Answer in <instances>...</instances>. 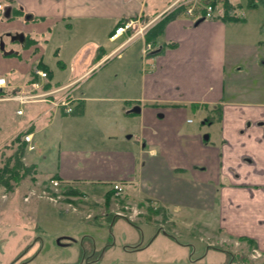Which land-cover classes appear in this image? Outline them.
Returning a JSON list of instances; mask_svg holds the SVG:
<instances>
[{
	"label": "crops",
	"instance_id": "1",
	"mask_svg": "<svg viewBox=\"0 0 264 264\" xmlns=\"http://www.w3.org/2000/svg\"><path fill=\"white\" fill-rule=\"evenodd\" d=\"M172 1L8 0L0 32L23 31L25 44L6 57L0 72L26 77L18 86L5 77L6 87H15L8 93L34 82L68 86L73 102L69 114L46 102L16 108L28 114L18 133H30L33 144L46 125H63L69 115V131L62 127V137L74 141L59 147L57 170L49 178L61 181L73 204H81L89 188L99 201L112 193V208V185L120 183L119 209L149 203L158 211L159 224L173 228L178 221L191 227L184 215L198 213L199 230L234 248L223 264H264L251 257L253 250L264 255V91L243 83L245 76L259 74L264 50L255 49L244 59L246 67H236L227 59L232 23L221 18V4V15L199 19ZM234 16L242 19L243 13ZM129 18L148 24L143 33L110 40L115 26ZM146 43L152 49L144 53ZM113 55L122 60L113 74L96 76ZM45 56H51L55 73ZM36 67L47 77L36 75ZM135 106L139 112L130 111ZM99 108L106 117L95 115ZM189 114L198 115L199 125L186 127L193 123ZM132 115L138 125L124 129L121 121ZM90 118L93 127L85 129L83 123L77 130ZM80 135L85 143L78 141ZM99 184L109 186L101 190Z\"/></svg>",
	"mask_w": 264,
	"mask_h": 264
},
{
	"label": "rangeland",
	"instance_id": "2",
	"mask_svg": "<svg viewBox=\"0 0 264 264\" xmlns=\"http://www.w3.org/2000/svg\"><path fill=\"white\" fill-rule=\"evenodd\" d=\"M1 1L3 6L9 3L8 0ZM229 2L231 3L229 14L234 16L236 11H240L243 17L227 20L232 23L228 32L227 59L228 62L235 63L236 67H246L244 59L248 58L247 55L256 50L259 52L264 50V0H229ZM219 11L220 7L217 5L214 16L218 15ZM2 12L1 10L0 20L3 18ZM121 40L122 38L118 39L112 45L118 44ZM3 43H5L4 49L1 48L2 40H0V64L6 60V57L15 56L17 48H24L18 42H9L7 39ZM110 47L111 44H108L107 50H110ZM5 51L10 53L5 54ZM45 58L51 61V56ZM120 61L122 60L116 55L111 56L102 63L96 71V76L103 73L113 74ZM46 64L50 70L56 72L54 62ZM259 68V74L255 77L245 76L243 83L246 89L264 91V65ZM0 75L3 76V73L0 72ZM4 77L9 79L11 86L24 83L26 78L13 77L10 73L4 74ZM226 79L227 82L230 81V78L226 77ZM13 88L15 87H6L0 96L6 95ZM25 88L31 87H19L14 93L28 92L29 90ZM19 107L22 110L27 109L25 104L18 105L16 102L0 100V165L17 150V144L11 141L24 126L22 122L28 117L27 111L23 115L16 113V108ZM103 112V109L99 108V111L95 110V115L106 117ZM68 116L62 119L63 125H57L55 121L46 125L35 135L34 149L25 150L21 162L27 166L30 163L36 166L38 171V176L34 175L36 180H32L33 176H27L19 184L11 180L13 187L10 189L0 186V264H10L13 261V264H223L229 262L230 254L234 250L233 246L223 242L220 237L209 236L199 230L196 226L198 213L184 215L188 219L186 223L192 222L191 227L185 225L183 221H178L175 228L169 225L162 227L158 222V216L152 214L153 207H148L146 202L123 206V210L129 208L126 211L131 213V216L136 214L130 220L128 217L115 215L116 211L122 210L117 207L120 197L113 196L112 208H110L105 201H99L98 197L91 195L93 190L85 187L88 195L81 204H73V198L64 185H52L42 180L40 177L43 176L48 180L56 172L59 147L74 141L71 136L65 141L62 137L64 133L62 127L66 128L65 120ZM188 116L193 123L190 126L186 125L187 128L199 125L201 119H198V115ZM128 119L121 121L124 129L127 126L135 128L138 125L139 120L135 115ZM94 121V118L84 122L81 120L77 124V130L83 126V123L85 129L93 127ZM66 130L69 131L68 128ZM125 134L129 135L131 132ZM132 139L135 137L133 136ZM78 141L85 143L86 137L80 135ZM99 185L101 190L109 186ZM140 195L141 198L145 197L144 193ZM160 226L162 229L158 230ZM58 238H61L60 242L63 245L57 243ZM210 243L223 251L230 252L222 253L212 246L208 247ZM134 245L139 246L133 248ZM252 253L257 256L255 259H264V255L260 252L253 250Z\"/></svg>",
	"mask_w": 264,
	"mask_h": 264
},
{
	"label": "built area",
	"instance_id": "3",
	"mask_svg": "<svg viewBox=\"0 0 264 264\" xmlns=\"http://www.w3.org/2000/svg\"><path fill=\"white\" fill-rule=\"evenodd\" d=\"M174 7H183L184 13L188 16H195L196 13L202 15L204 18H210L214 14V6L208 0H174L172 3ZM1 9V5H0ZM140 20L129 18L117 25L112 33L109 35L110 40L118 38L122 34H127V40H130L136 35H141L145 28L146 24L139 23ZM152 48L150 43H146L143 49V52L146 53ZM36 75L40 77H46V72L40 69L34 70ZM7 81L3 76H0V91L6 87ZM39 89L38 83H33V87L28 92H18L15 94H9L7 96L1 97L0 100H15L20 104L30 103V102H39L44 101L51 105V107L58 108L64 113H70L72 111L71 99L69 97V92L67 91V86L59 87L56 89H44L41 91H35ZM21 109L17 110L18 114H21ZM31 135L26 134L23 136L25 142H30ZM31 145L28 146V149H32ZM52 185H57V180H51ZM115 194H119L122 191V187L115 183L113 185Z\"/></svg>",
	"mask_w": 264,
	"mask_h": 264
},
{
	"label": "trees",
	"instance_id": "4",
	"mask_svg": "<svg viewBox=\"0 0 264 264\" xmlns=\"http://www.w3.org/2000/svg\"><path fill=\"white\" fill-rule=\"evenodd\" d=\"M206 1V0H204ZM208 2H211L212 5L217 6L221 3L222 7V15L221 18L225 20H235L238 19L235 16H231L228 13V9L231 7V3L229 0H208ZM24 132L18 133L14 138L12 139V143H16V149L11 155H9L5 162H3L0 165V186L7 187V189L12 188L11 180L14 181L16 184H19V182L24 179L27 176H33L32 180L35 181L36 177L34 175H37L36 166L34 164H29L28 166L21 162V158L24 155V152L26 150L25 142L21 140V136ZM38 176V175H37ZM55 177V176H54ZM112 195V193L108 194L105 197V203H109V197ZM148 207H153L152 214L157 215L158 211L155 210V207L148 203ZM86 256H84L85 258Z\"/></svg>",
	"mask_w": 264,
	"mask_h": 264
},
{
	"label": "flooded vegetation",
	"instance_id": "5",
	"mask_svg": "<svg viewBox=\"0 0 264 264\" xmlns=\"http://www.w3.org/2000/svg\"><path fill=\"white\" fill-rule=\"evenodd\" d=\"M2 10H4V6H3V8H2ZM19 32H22L23 33V31H13V30H3V31H1L0 32V40H2V44H3V46L5 47V43H3L4 42V40L5 39H7V40H9V42L11 41V36L10 35H7V33H11V35H14V34H16V33H19ZM25 36V35H24ZM11 42H18V41H11ZM19 43V42H18ZM129 208L128 207H126V210H128ZM126 210H121V212L119 213V214H117L116 212V216H124L125 218H127L128 217V219H130V220H132L135 216H136V214L134 215V214H132V216H131V213H129L128 211H126ZM116 211V210H115ZM111 212V211H110ZM126 212H128V215H126ZM106 214V213H105ZM106 215H109V213H107ZM158 230H160V229H158ZM138 246L139 245H134L133 246V248H138ZM255 252H257L256 250H255ZM253 255L255 256V254H251V257L252 258H256L257 256H255V257H253Z\"/></svg>",
	"mask_w": 264,
	"mask_h": 264
},
{
	"label": "water",
	"instance_id": "6",
	"mask_svg": "<svg viewBox=\"0 0 264 264\" xmlns=\"http://www.w3.org/2000/svg\"><path fill=\"white\" fill-rule=\"evenodd\" d=\"M10 1V0H9ZM8 10L5 12V14H4V16L5 17H7L8 16ZM7 35H10L11 37V41H18L21 45H24L25 44V36H24V33H22V32H19V33H16V34H14V35H11V33H7ZM1 48L2 49H4V46H3V44H1ZM7 53H10V51L9 52H6L5 51V54H7ZM130 111L131 112H139V107L138 106H135V107H132L131 109H130ZM60 239L61 238H58L56 241H57V243L58 244H60V245H63L61 242H60ZM70 240V239H69Z\"/></svg>",
	"mask_w": 264,
	"mask_h": 264
},
{
	"label": "bare ground",
	"instance_id": "7",
	"mask_svg": "<svg viewBox=\"0 0 264 264\" xmlns=\"http://www.w3.org/2000/svg\"><path fill=\"white\" fill-rule=\"evenodd\" d=\"M114 184H115V183H114ZM114 184H113V185H114Z\"/></svg>",
	"mask_w": 264,
	"mask_h": 264
}]
</instances>
